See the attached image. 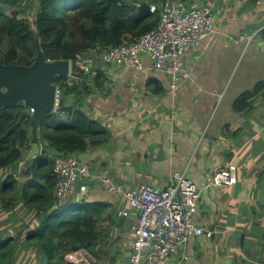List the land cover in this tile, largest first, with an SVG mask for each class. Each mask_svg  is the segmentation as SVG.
<instances>
[{
	"label": "crops",
	"instance_id": "0c3cea01",
	"mask_svg": "<svg viewBox=\"0 0 264 264\" xmlns=\"http://www.w3.org/2000/svg\"><path fill=\"white\" fill-rule=\"evenodd\" d=\"M174 1L210 6L215 28L183 55L190 77L177 90L143 55L141 69L96 61L85 69L91 70L85 90L68 96L69 105L105 128L104 142L78 153L90 175L81 177L87 191L72 202L103 206L98 242L88 250L103 264H130L138 210L121 215L128 206L125 190L164 187L175 172L203 184L218 165L234 163L237 184L202 190L194 220L212 235L190 238L188 258L175 255L172 264H264V87L250 99L249 111L234 108L243 92L264 82V0ZM246 36L253 37L248 42ZM41 255L22 252L17 263L46 264Z\"/></svg>",
	"mask_w": 264,
	"mask_h": 264
},
{
	"label": "trees",
	"instance_id": "16d2710c",
	"mask_svg": "<svg viewBox=\"0 0 264 264\" xmlns=\"http://www.w3.org/2000/svg\"><path fill=\"white\" fill-rule=\"evenodd\" d=\"M163 1L47 0L37 6L36 0H0V62L30 65L36 57L38 32L47 59L72 60L74 75L82 77L56 78L58 110L64 115L49 113L39 120L41 150L35 158H28L30 108L24 103L0 106V264H18L20 254L27 251L45 254L46 264H69V253L81 248L94 251L103 206L81 207L72 201L61 205L54 156L78 155L90 144L104 142L105 128L80 107L69 105L68 96L81 93L89 81L91 70L79 69L78 62L98 58L104 49L130 43L155 28ZM152 4L157 6L154 12ZM94 81L96 89L102 87L97 77ZM262 87L264 82L243 92L235 110L249 111L250 99Z\"/></svg>",
	"mask_w": 264,
	"mask_h": 264
},
{
	"label": "built area",
	"instance_id": "2783aa9c",
	"mask_svg": "<svg viewBox=\"0 0 264 264\" xmlns=\"http://www.w3.org/2000/svg\"><path fill=\"white\" fill-rule=\"evenodd\" d=\"M156 9V5L151 7L153 12ZM160 9V21L155 28L130 43L104 49L98 58L85 57L79 64L89 67L99 61L120 68L130 63L141 69L142 56L148 55L155 68L169 74L173 90H177L181 80L190 77L183 55L215 31L214 15L208 5L191 7L174 0H164ZM252 37L246 36L248 42ZM241 40H244L242 35L237 38V41ZM71 76L82 80L81 76ZM58 101L59 92L53 111L56 113H60ZM54 173L59 198L87 191V185L80 179L90 175V170L78 155L58 153L54 156ZM101 182L110 191L116 190L111 179L103 177ZM237 182L238 166L231 163L218 165L203 184L185 172H175L164 187L145 183L125 190L128 206L120 213L129 216L133 210H138L130 264H172L175 255L186 260L190 238L213 233L198 226L194 220L202 190L212 186H232ZM66 260L69 264H103L87 248L69 253Z\"/></svg>",
	"mask_w": 264,
	"mask_h": 264
},
{
	"label": "water",
	"instance_id": "95a60500",
	"mask_svg": "<svg viewBox=\"0 0 264 264\" xmlns=\"http://www.w3.org/2000/svg\"><path fill=\"white\" fill-rule=\"evenodd\" d=\"M46 1L36 0V4L41 6ZM36 44V57L30 65L0 62V106L12 108L24 103L32 112L30 158H35L40 153L39 120L52 113L56 106L59 88L55 80L57 77H68L71 72L70 59L53 61L47 59L38 32H36ZM72 198V193L63 196L61 205H68ZM40 260L44 263L48 262L44 254L40 256Z\"/></svg>",
	"mask_w": 264,
	"mask_h": 264
},
{
	"label": "clouds",
	"instance_id": "9594fccd",
	"mask_svg": "<svg viewBox=\"0 0 264 264\" xmlns=\"http://www.w3.org/2000/svg\"><path fill=\"white\" fill-rule=\"evenodd\" d=\"M71 61V72H70V75L68 76V77H72L71 75H74V68H73V62H72V60H70ZM79 62H81V60L79 61ZM79 62H78V66H80L79 65ZM83 66V65H82ZM80 68V67H79ZM85 69H88V66H85V68L84 69H82V70H85ZM86 71V70H85ZM79 76V75H78ZM74 78V77H73ZM77 79V78H76ZM79 80H81V79H79ZM58 92H59V95H60V90L58 89ZM58 92H57V95H58ZM56 107V106H55ZM31 110V109H30ZM54 111V110H53ZM59 111V110H58ZM32 113V112H31ZM52 113H56V112H52ZM56 114H64V112H60V113H56Z\"/></svg>",
	"mask_w": 264,
	"mask_h": 264
},
{
	"label": "rangeland",
	"instance_id": "374dc122",
	"mask_svg": "<svg viewBox=\"0 0 264 264\" xmlns=\"http://www.w3.org/2000/svg\"><path fill=\"white\" fill-rule=\"evenodd\" d=\"M18 52H19V53H21V51H20V50H18Z\"/></svg>",
	"mask_w": 264,
	"mask_h": 264
},
{
	"label": "bare ground",
	"instance_id": "6f19581e",
	"mask_svg": "<svg viewBox=\"0 0 264 264\" xmlns=\"http://www.w3.org/2000/svg\"><path fill=\"white\" fill-rule=\"evenodd\" d=\"M58 103H59V101H58ZM56 104H57V102H56Z\"/></svg>",
	"mask_w": 264,
	"mask_h": 264
}]
</instances>
